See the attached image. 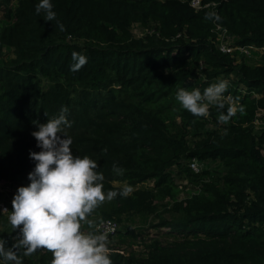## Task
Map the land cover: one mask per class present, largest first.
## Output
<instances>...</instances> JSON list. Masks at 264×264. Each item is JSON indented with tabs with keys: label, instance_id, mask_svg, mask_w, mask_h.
I'll return each mask as SVG.
<instances>
[{
	"label": "trees",
	"instance_id": "1",
	"mask_svg": "<svg viewBox=\"0 0 264 264\" xmlns=\"http://www.w3.org/2000/svg\"><path fill=\"white\" fill-rule=\"evenodd\" d=\"M191 1L51 0L61 32L36 13L40 0H0V181L29 186L30 152L41 151L33 121L45 124L66 107L73 155L99 164L105 193L120 191L114 182H153L105 201L92 216L135 215L143 223L171 216L151 225L157 237L131 224L109 236L110 250L123 252L111 250L113 264H264V130L253 127L264 110V57L236 63L218 51L214 23L204 19L214 11L237 45H264V0H201L199 10ZM133 24L153 33L136 37ZM74 51L87 57L77 72L70 71ZM220 81L245 108L227 124L215 107L196 118L175 99L179 88L203 93ZM193 159L206 169L193 173ZM182 179L189 189L178 200ZM20 238L0 234L6 248ZM52 259L47 250L22 256L23 264Z\"/></svg>",
	"mask_w": 264,
	"mask_h": 264
},
{
	"label": "clouds",
	"instance_id": "2",
	"mask_svg": "<svg viewBox=\"0 0 264 264\" xmlns=\"http://www.w3.org/2000/svg\"><path fill=\"white\" fill-rule=\"evenodd\" d=\"M51 0H40L36 13H43L46 21H56L61 32L65 26L57 20ZM204 19L218 23L222 17L216 12H207ZM70 71L77 72L87 63V57L72 53ZM227 81H220L204 89L187 90L179 88L175 99L182 109L196 118H207L210 108L220 110L218 122L227 124L239 112L245 114L243 106L237 107L238 98L225 96ZM228 104L226 114L222 111ZM68 109L62 107L58 116L41 124L33 121L38 128L31 135L37 141L40 152H30V159L36 162L34 171L29 173L31 182L27 187L17 189L12 200V211L8 222L13 230L19 229L22 238L6 248V241L0 239V264H23L22 256L29 257L38 250L53 254L51 264H113L111 250L105 233L82 231L89 219L105 201H112L118 195L124 198L132 195L134 189L124 184L120 191H104L105 177L99 172V164L89 156H74L72 138L65 129L72 126L67 119ZM225 134H227L225 132ZM107 152V149H104ZM112 170L122 174L123 169L113 164ZM22 251V256H21Z\"/></svg>",
	"mask_w": 264,
	"mask_h": 264
},
{
	"label": "built area",
	"instance_id": "3",
	"mask_svg": "<svg viewBox=\"0 0 264 264\" xmlns=\"http://www.w3.org/2000/svg\"><path fill=\"white\" fill-rule=\"evenodd\" d=\"M191 7L196 10L201 9L203 6L201 5V0H192L190 2ZM208 6V5H205ZM138 25V24H133ZM133 26H132V33H133ZM139 26V25H138ZM141 33H133L136 37H142L143 35L149 33L152 34L153 32L148 28H141ZM213 40L212 42L215 43L219 52L223 54H229L232 57L236 58V63H239L242 60L255 62L258 60H262L264 57V45H256V44H248V45H237L235 43L236 38L229 35L226 29H223L221 26L214 23L213 29ZM182 36L181 34L177 37ZM260 64V62H258ZM253 127L256 133H259L261 130H264V110H259L256 114V118L253 123ZM205 164L193 159L188 162V167L193 173H200L201 171L206 169ZM148 185L146 188H143L144 185ZM177 187L179 190L178 200H183L186 195V191H188V182L187 179H182L181 181L177 182ZM153 184L151 182H144L141 184H137L133 187L134 191L138 189H148ZM167 201V200H166ZM3 205H0V212L3 213L5 208ZM94 232L97 233H105L107 236H113L121 230V222H118L115 219H102V218H95L93 222V229ZM114 247V246H113ZM111 250L117 251L123 254L117 248H112Z\"/></svg>",
	"mask_w": 264,
	"mask_h": 264
},
{
	"label": "rangeland",
	"instance_id": "4",
	"mask_svg": "<svg viewBox=\"0 0 264 264\" xmlns=\"http://www.w3.org/2000/svg\"><path fill=\"white\" fill-rule=\"evenodd\" d=\"M1 15H2V11L0 10V19H1ZM141 31L142 30L138 25L133 26V33L134 32L135 33H137V32L141 33ZM207 165H208V168L211 170L218 171V172L222 171L221 164L219 162H208ZM151 183L153 184V182H151ZM124 184H125V182H123V181L113 183L114 186L119 187V188H121ZM148 185L145 184L143 186V188H146ZM16 194H17V187L16 186L11 185L7 181H4V182L0 181V205H3L4 208L9 213L12 211V200ZM165 202H167V201H164V203H162V204H165ZM7 217H8V213H4V212L1 213L0 212V234L4 231H10L13 233H20L19 229L13 230L12 226L8 222ZM95 218H98V217L97 216H91L89 219H91L94 222ZM162 219L169 220V219H171V216L166 214V213L161 214V217L152 215V216H149L148 221L146 223H143V220H141V218L139 216L131 215L129 217V219L128 218L122 219L121 230L127 224H131L135 228L136 227H141V228L150 227L149 229L151 230V234H152L151 237H157L158 235L156 234V232H152V230H155L156 228H152L151 225L155 226V225L159 224ZM92 229H93V224L91 227L87 223H84L82 226V231H85V232L92 231ZM161 229H164V228H161ZM133 249L138 251L141 249V245L139 243H137L133 246Z\"/></svg>",
	"mask_w": 264,
	"mask_h": 264
}]
</instances>
